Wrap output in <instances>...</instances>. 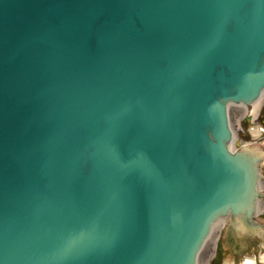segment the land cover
I'll return each mask as SVG.
<instances>
[{
	"label": "water",
	"instance_id": "95a60500",
	"mask_svg": "<svg viewBox=\"0 0 264 264\" xmlns=\"http://www.w3.org/2000/svg\"><path fill=\"white\" fill-rule=\"evenodd\" d=\"M263 90L264 0H0V264H196Z\"/></svg>",
	"mask_w": 264,
	"mask_h": 264
},
{
	"label": "rangeland",
	"instance_id": "374dc122",
	"mask_svg": "<svg viewBox=\"0 0 264 264\" xmlns=\"http://www.w3.org/2000/svg\"><path fill=\"white\" fill-rule=\"evenodd\" d=\"M230 120L242 142H254L264 149V107L255 118L243 113L238 107L231 108ZM262 173V185L264 186V169ZM225 234H230V225L223 230L218 242L202 251L199 257L200 263L207 264L210 260V264L226 262L240 264L246 259L254 258L257 246L252 239H242V234H239L235 236L238 245H233V236H225ZM258 249L259 254L264 255V249L263 251Z\"/></svg>",
	"mask_w": 264,
	"mask_h": 264
},
{
	"label": "bare ground",
	"instance_id": "6f19581e",
	"mask_svg": "<svg viewBox=\"0 0 264 264\" xmlns=\"http://www.w3.org/2000/svg\"><path fill=\"white\" fill-rule=\"evenodd\" d=\"M228 108H234V107H238L242 110L243 113L248 114L252 117H257L258 114L260 113V111L262 110V108L264 107V91L261 92L260 96L249 106V105H245L241 102L239 103H232L227 105ZM231 129H232V143L230 145L231 149L236 148V144L240 143V138L238 136L237 130H235L233 128V126L231 125ZM263 209V206L260 205V203L258 204V211H261ZM228 223V218L222 217L217 219L211 226L209 235L203 245V248L200 252V254L202 253V251L205 248L210 247L212 244L216 243L217 240H219V237L224 229V227L227 225ZM200 254L198 256V262L197 264H205V263H200L199 262V257ZM209 264V261L208 263ZM227 264V263H226ZM245 264H251L250 261H247Z\"/></svg>",
	"mask_w": 264,
	"mask_h": 264
},
{
	"label": "flooded vegetation",
	"instance_id": "af4514ba",
	"mask_svg": "<svg viewBox=\"0 0 264 264\" xmlns=\"http://www.w3.org/2000/svg\"><path fill=\"white\" fill-rule=\"evenodd\" d=\"M263 225H264V222H263ZM254 239L255 240H259V238L256 236V237H254ZM262 262V261H261ZM257 263H258V261H257Z\"/></svg>",
	"mask_w": 264,
	"mask_h": 264
}]
</instances>
